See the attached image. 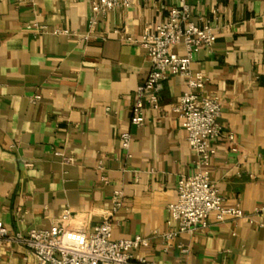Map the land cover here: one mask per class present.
Returning a JSON list of instances; mask_svg holds the SVG:
<instances>
[{
    "label": "crops",
    "instance_id": "1",
    "mask_svg": "<svg viewBox=\"0 0 264 264\" xmlns=\"http://www.w3.org/2000/svg\"><path fill=\"white\" fill-rule=\"evenodd\" d=\"M179 3L134 0L92 29L91 0H0V221L10 234L50 228L67 210L69 228L92 231L121 191L114 237L150 238L140 253L156 264H264V0L189 1L217 30L212 52L200 51L192 68L220 97L219 122L236 138L237 152L225 136L219 140L211 179L245 217L213 220L172 242L163 237L175 230L168 205L177 199L178 179L197 170L171 110L187 87L170 77L163 110L133 127L135 91L150 62L144 49L115 32L138 38ZM124 131L133 135L129 151L121 145ZM0 264L35 260L6 241Z\"/></svg>",
    "mask_w": 264,
    "mask_h": 264
},
{
    "label": "built area",
    "instance_id": "2",
    "mask_svg": "<svg viewBox=\"0 0 264 264\" xmlns=\"http://www.w3.org/2000/svg\"><path fill=\"white\" fill-rule=\"evenodd\" d=\"M18 1L35 4V0ZM189 1L180 0L178 6L169 9L166 18L148 23L138 38L115 32L123 43L144 49L150 62L146 79L135 91L130 121L133 127L143 126L149 112L163 110L161 93L170 77L183 78L187 87L171 110L177 114L186 133V142L198 158L197 170L178 179L177 199L168 205V225H174L175 230L164 234L167 242L182 234L206 230L213 220L223 223L227 219L245 217L239 204H227L211 179L210 168L218 152L219 140L225 136L234 144L232 151L237 152L236 138L232 132L225 134L219 122L222 115L220 97L207 91V77L192 68L200 51L212 52L217 30L212 20L192 9ZM133 5L134 0H91L90 27L95 28L100 17L118 9H130ZM212 14L217 18L218 10L213 9ZM60 33L55 31V34ZM120 141L129 151L132 133L121 132ZM113 199V209L92 231L69 228L66 224L71 212L68 210L50 228H33L26 233L10 234L0 221V245L6 241L19 244L34 258L35 264H156L140 253L151 247L150 238L142 235L114 237L112 218L123 205L122 192L116 191ZM182 251L187 252L186 249Z\"/></svg>",
    "mask_w": 264,
    "mask_h": 264
}]
</instances>
